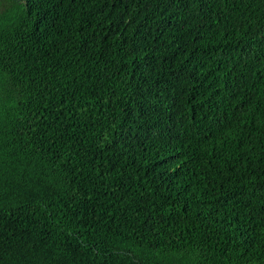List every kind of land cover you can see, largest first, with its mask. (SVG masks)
Instances as JSON below:
<instances>
[{"label":"trees","instance_id":"16d2710c","mask_svg":"<svg viewBox=\"0 0 264 264\" xmlns=\"http://www.w3.org/2000/svg\"><path fill=\"white\" fill-rule=\"evenodd\" d=\"M0 264H264V0H0Z\"/></svg>","mask_w":264,"mask_h":264}]
</instances>
